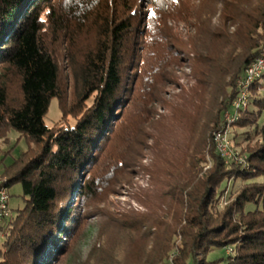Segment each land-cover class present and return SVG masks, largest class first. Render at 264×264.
I'll return each mask as SVG.
<instances>
[{"label": "trees", "instance_id": "16d2710c", "mask_svg": "<svg viewBox=\"0 0 264 264\" xmlns=\"http://www.w3.org/2000/svg\"><path fill=\"white\" fill-rule=\"evenodd\" d=\"M263 52L264 0H0V158L12 131L28 146L2 174L25 207L0 222V264L67 262L94 219L80 264H217L209 254L229 249L228 264H264V75L234 122L242 163L211 142ZM187 63L193 84L166 100ZM53 100L62 124L49 127ZM156 103L170 114L156 120ZM145 149L146 211H112Z\"/></svg>", "mask_w": 264, "mask_h": 264}, {"label": "rangeland", "instance_id": "374dc122", "mask_svg": "<svg viewBox=\"0 0 264 264\" xmlns=\"http://www.w3.org/2000/svg\"><path fill=\"white\" fill-rule=\"evenodd\" d=\"M145 1H153L160 8H166V6L172 2V0H145ZM179 27H180L179 30L186 34L191 32L194 33V30L186 29L184 25H180ZM177 75H178L177 81L169 83L165 89V98L168 101L174 100L178 95H180L183 92L184 88H189L193 84L189 63H187L183 68L179 69ZM238 83H237V88H238ZM250 101H251V97H250ZM155 105L157 109V113L155 116L156 120H159L162 117H165L170 114V109L168 107H165L162 103H156ZM248 110H250V105ZM248 110H246L245 112H247ZM241 114L243 115V113H240L239 115ZM44 121L45 124L49 127H52L56 124H62V114L59 109L58 100L52 101L49 113L45 117ZM72 123L73 122H70L71 125ZM230 123L229 125H231V127L228 128L226 131L228 134L227 135L228 156L231 155L230 158L224 159L227 165H231L230 163L237 161V159L242 160L241 158L246 157L242 155L241 152L237 150L235 147L233 136L236 127L234 123L233 124ZM223 124H224V119H222V123L220 124V126ZM260 124L261 125L264 124V113L262 119L260 120ZM227 126L228 125L226 124V127ZM237 131L238 134L240 135L241 133H244L246 130L237 128ZM214 134H215V130L212 131L211 133L212 147L215 148L216 153L220 157H222L218 152L217 145L214 141ZM19 138H20V134L15 131H12L9 134V143L1 144L3 152L4 153L11 152V154H9L6 158L2 157V159L4 158V162L0 165V183L4 180L2 177L4 169L10 166L17 158H19L20 155H22L27 151L28 146L25 139L19 141ZM239 140L240 141L243 140L242 137ZM151 141L152 140L149 141V145L152 144ZM2 159L0 158V162H2ZM141 160L142 161L140 165L137 166L133 172L134 174L132 176L131 183L119 187L118 193L110 198L112 211L114 212L117 211L122 212L128 210H134L136 212L146 211V208L136 200L135 196L137 195V193H140L141 191L149 190L152 187V176L151 174L145 171V167L151 165L152 162L151 153L149 150L145 149L144 157ZM212 164L213 163L211 161V158L208 156L207 164H205L204 170L205 171L209 170L212 167ZM240 186H241L240 183H237L234 186L233 183H230L227 186V194L220 201V209H223L228 205L229 203L228 199L231 191L232 190L236 191ZM8 193L11 197L10 209L13 210L14 213H17L19 209H23L25 207V202L23 199V190L21 185H15L14 187L8 190ZM253 209L254 207L249 208V210H253ZM98 228H99L98 221L94 219L92 223L89 225V228L86 230L85 237L83 239L82 238L79 239L76 245L75 243L73 244V252H72L73 254L70 256L71 258L67 262L63 261L62 264H80L85 262L91 250L95 246V242L97 240ZM2 242H3V237L2 235H0V251H1ZM232 254L233 253L231 252V249L228 250V253L225 250H214L209 254V259L215 261L217 264H228L227 255H232ZM223 259H226V261Z\"/></svg>", "mask_w": 264, "mask_h": 264}, {"label": "bare ground", "instance_id": "6f19581e", "mask_svg": "<svg viewBox=\"0 0 264 264\" xmlns=\"http://www.w3.org/2000/svg\"><path fill=\"white\" fill-rule=\"evenodd\" d=\"M263 75H264V69L259 71L258 73H253V75H251V77L248 79L247 83L241 84V88H239L238 97L234 100L231 109L229 110L230 116H228V120L226 121L228 126L226 128H221L219 131L215 132L214 134V141H215V137L220 138L221 145H217V149L224 159H228L231 157V155L228 156V144H227L228 134L226 132L227 129L231 127L229 123L230 122L234 123L235 121H237L239 114L241 113L242 110L245 111L248 110L252 84ZM3 192H7V191L3 190Z\"/></svg>", "mask_w": 264, "mask_h": 264}, {"label": "built area", "instance_id": "2783aa9c", "mask_svg": "<svg viewBox=\"0 0 264 264\" xmlns=\"http://www.w3.org/2000/svg\"><path fill=\"white\" fill-rule=\"evenodd\" d=\"M264 69V52L253 62L245 71L241 79H239L238 90L241 88V84L247 83L248 79L253 75V73H258L259 71ZM247 101V100H246ZM245 113V110H242ZM228 116H230L229 109L224 113V123L228 120ZM216 145L220 144V138L215 137ZM242 160H237V164H241ZM10 195L8 192H3L0 189V222H3L10 218Z\"/></svg>", "mask_w": 264, "mask_h": 264}]
</instances>
